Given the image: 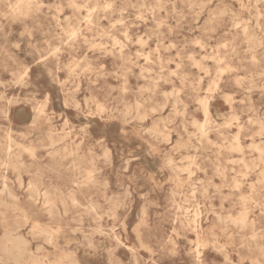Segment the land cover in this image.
<instances>
[{"label": "rangeland", "instance_id": "374dc122", "mask_svg": "<svg viewBox=\"0 0 264 264\" xmlns=\"http://www.w3.org/2000/svg\"><path fill=\"white\" fill-rule=\"evenodd\" d=\"M0 113V264H264V0H0Z\"/></svg>", "mask_w": 264, "mask_h": 264}, {"label": "bare ground", "instance_id": "6f19581e", "mask_svg": "<svg viewBox=\"0 0 264 264\" xmlns=\"http://www.w3.org/2000/svg\"><path fill=\"white\" fill-rule=\"evenodd\" d=\"M80 25V24H79ZM77 30V29H76ZM138 32V31H137ZM128 49V48H127ZM129 50V49H128ZM138 55V54H137ZM136 61V60H135ZM239 76V75H238ZM62 80V79H61ZM130 83H132V82H130ZM112 84V83H111ZM3 88V87H2ZM249 90V89H248ZM57 92V91H56ZM249 92V91H248ZM10 98V97H9ZM212 103V102H211ZM214 107V106H213ZM214 113V112H213ZM1 114V113H0ZM216 114V113H215ZM219 114H221V113H219ZM4 116H5V114H4ZM220 116H222V115H220ZM196 119V118H195ZM208 135V134H207ZM170 137V136H169ZM206 140V139H205ZM11 152V151H10ZM181 171V170H180ZM186 172H187V169H186ZM203 186V185H202ZM199 187V186H198ZM3 189V188H2ZM221 189V188H220ZM60 193V192H59ZM54 243V242H53ZM13 247L16 249V250H19V246H18V244H14L13 245Z\"/></svg>", "mask_w": 264, "mask_h": 264}]
</instances>
